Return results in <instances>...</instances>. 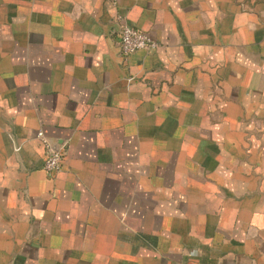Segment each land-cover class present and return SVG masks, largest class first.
Segmentation results:
<instances>
[{"label":"crops","instance_id":"crops-1","mask_svg":"<svg viewBox=\"0 0 264 264\" xmlns=\"http://www.w3.org/2000/svg\"><path fill=\"white\" fill-rule=\"evenodd\" d=\"M0 264H264V0H0Z\"/></svg>","mask_w":264,"mask_h":264},{"label":"built area","instance_id":"built-area-1","mask_svg":"<svg viewBox=\"0 0 264 264\" xmlns=\"http://www.w3.org/2000/svg\"><path fill=\"white\" fill-rule=\"evenodd\" d=\"M116 20L118 24L117 43L123 55L155 47V42L151 40L148 34L138 28L130 26L123 15H118ZM38 136L42 137L43 135L41 132H38ZM43 142L47 153L44 157L42 168L47 173L59 171L61 168L62 152L59 148H53L46 140L43 139Z\"/></svg>","mask_w":264,"mask_h":264},{"label":"water","instance_id":"water-1","mask_svg":"<svg viewBox=\"0 0 264 264\" xmlns=\"http://www.w3.org/2000/svg\"><path fill=\"white\" fill-rule=\"evenodd\" d=\"M57 148V147H56Z\"/></svg>","mask_w":264,"mask_h":264}]
</instances>
